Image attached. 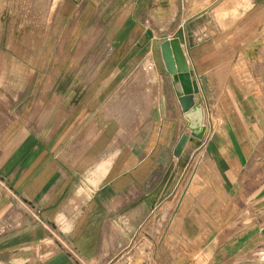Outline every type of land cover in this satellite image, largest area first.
<instances>
[{
  "label": "crops",
  "instance_id": "crops-1",
  "mask_svg": "<svg viewBox=\"0 0 264 264\" xmlns=\"http://www.w3.org/2000/svg\"><path fill=\"white\" fill-rule=\"evenodd\" d=\"M44 17L71 48L96 33L94 52L0 64V264H111L173 201L144 264L264 254V0H53ZM169 38L197 84L201 137L162 60ZM131 81L147 110L126 123Z\"/></svg>",
  "mask_w": 264,
  "mask_h": 264
},
{
  "label": "rangeland",
  "instance_id": "rangeland-1",
  "mask_svg": "<svg viewBox=\"0 0 264 264\" xmlns=\"http://www.w3.org/2000/svg\"><path fill=\"white\" fill-rule=\"evenodd\" d=\"M52 1L0 0V64L7 63L9 72L16 71L15 65L22 59L39 60L47 58V60H53L63 57L72 58L75 62L83 58L86 60L94 52H88L85 45L96 40V33L80 35L77 40L81 41L82 44H79L78 48L75 49L71 48L70 42H73L76 36L60 44L61 41H57L56 33H53L55 29H39V26L45 21L44 13L49 12ZM162 21L163 19H160V22ZM63 30L65 36L66 29ZM158 58L161 59L160 55ZM47 68L50 69L51 67L48 66ZM2 72L3 69L0 65V73ZM143 85L142 81H131L125 87L123 93L129 98L128 106L126 105L124 112H119L118 117H121L126 123L136 119L140 121L145 119L148 98ZM37 104H40L38 100ZM173 204L174 201L169 205ZM169 205L160 203L151 209L148 215L144 214L147 217L137 228L136 234L129 237L128 243L121 247L122 252L126 253L125 256L122 259L115 258L111 264H114L115 261V264H144L146 261L145 252L151 250L154 245L161 241L168 227L174 212L173 206L169 208ZM257 251L256 247L251 255H239L229 264H261L264 260V254Z\"/></svg>",
  "mask_w": 264,
  "mask_h": 264
},
{
  "label": "water",
  "instance_id": "water-1",
  "mask_svg": "<svg viewBox=\"0 0 264 264\" xmlns=\"http://www.w3.org/2000/svg\"><path fill=\"white\" fill-rule=\"evenodd\" d=\"M160 51L165 67L172 76L179 104L187 118V127L192 135L201 137L203 112L202 108L195 104L193 99V94L198 90L197 84L191 79V74L178 39L169 38L164 40L160 45ZM183 100H187V103ZM187 140V134L180 137L174 151L175 155L180 154Z\"/></svg>",
  "mask_w": 264,
  "mask_h": 264
},
{
  "label": "bare ground",
  "instance_id": "bare-ground-1",
  "mask_svg": "<svg viewBox=\"0 0 264 264\" xmlns=\"http://www.w3.org/2000/svg\"><path fill=\"white\" fill-rule=\"evenodd\" d=\"M185 103H187V100H183Z\"/></svg>",
  "mask_w": 264,
  "mask_h": 264
},
{
  "label": "built area",
  "instance_id": "built-area-1",
  "mask_svg": "<svg viewBox=\"0 0 264 264\" xmlns=\"http://www.w3.org/2000/svg\"><path fill=\"white\" fill-rule=\"evenodd\" d=\"M127 264H129V263H127Z\"/></svg>",
  "mask_w": 264,
  "mask_h": 264
}]
</instances>
